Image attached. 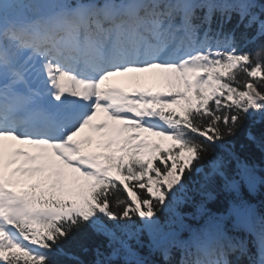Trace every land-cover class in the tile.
Instances as JSON below:
<instances>
[{
    "label": "snow or ice",
    "instance_id": "obj_1",
    "mask_svg": "<svg viewBox=\"0 0 264 264\" xmlns=\"http://www.w3.org/2000/svg\"><path fill=\"white\" fill-rule=\"evenodd\" d=\"M238 30L264 40V3L0 0V264H83L74 232L89 264H264L231 143L251 121L264 150V44Z\"/></svg>",
    "mask_w": 264,
    "mask_h": 264
},
{
    "label": "trees",
    "instance_id": "obj_2",
    "mask_svg": "<svg viewBox=\"0 0 264 264\" xmlns=\"http://www.w3.org/2000/svg\"><path fill=\"white\" fill-rule=\"evenodd\" d=\"M258 3H264V0H258ZM235 24V18L233 21L225 25V30H230ZM242 30V29H241ZM239 31H237V39L239 41ZM241 46L245 47V50H255L264 44V40L257 41L254 44L244 45L243 41H239ZM151 82V81H150ZM251 126V121H246L244 125L237 131L236 135L231 138V143L235 144L237 154L243 158L247 159L250 163H255L258 168V174L264 175V150L258 147L255 143L249 141L246 137V133L248 128ZM264 127V123L253 126V130L256 131L260 128ZM242 192L244 198L255 206L256 211L264 214V185H260L258 190L255 193L249 192L246 188L242 187ZM219 199H223V194ZM217 202H211L208 204V207L213 211L217 209ZM190 210V209H189ZM203 219H189L187 223L191 224L193 227H199L203 224ZM145 243H147V237H143ZM100 238L92 235H84L81 232H74L71 236L63 241L62 247L66 252L73 253L79 257L83 264H89L91 260L94 259L92 254V248L95 246L97 242H99ZM87 248L88 251H84ZM255 252V249H253ZM141 253L145 256H148L147 248L141 249ZM231 259H235L230 257ZM148 259L154 260L158 259V256H148ZM58 260L61 261V264H76L75 261L67 259V257H58ZM243 264H247V260L243 261Z\"/></svg>",
    "mask_w": 264,
    "mask_h": 264
},
{
    "label": "rangeland",
    "instance_id": "obj_3",
    "mask_svg": "<svg viewBox=\"0 0 264 264\" xmlns=\"http://www.w3.org/2000/svg\"><path fill=\"white\" fill-rule=\"evenodd\" d=\"M112 81L113 82H115V81H122L125 85H128V83H129V77H127V76H125V77H114V78H112ZM140 83L141 84H145L146 83V79L141 78Z\"/></svg>",
    "mask_w": 264,
    "mask_h": 264
}]
</instances>
